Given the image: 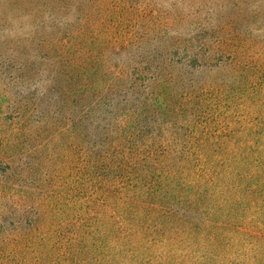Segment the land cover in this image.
I'll use <instances>...</instances> for the list:
<instances>
[{"label": "rangeland", "instance_id": "obj_1", "mask_svg": "<svg viewBox=\"0 0 264 264\" xmlns=\"http://www.w3.org/2000/svg\"><path fill=\"white\" fill-rule=\"evenodd\" d=\"M38 21L46 25L36 26ZM95 41L99 47L93 56L114 72L138 61L142 65L156 59L167 65L168 59L183 60L187 49L198 51V61L213 65L209 56L234 54L252 81H238L232 66L204 75L186 67L191 75L178 85L179 70L168 69L174 75L168 89L179 90L182 97L165 101L162 116L157 105L139 122L162 119L166 132L159 130L158 135L166 141L176 135L187 139L189 125L199 136L207 124L217 142H224L216 152L235 144L256 152L264 145V71L258 69H264V0H0V234L14 239L34 222L50 220L52 208L61 238L71 239L78 223L86 225L79 229L85 236L78 246L66 244L61 251L68 253L59 258L51 254L46 263L107 264L103 247L96 244L92 251L89 244L94 229L95 239L103 240L102 181L90 186L85 179V160H76L82 144L74 138L65 110L58 109L65 119L50 115L43 124L34 115L54 109L49 97L62 87L58 73L64 69L57 55L69 49L76 58L79 53L87 56L83 48H95ZM78 176L83 181L75 183ZM246 206L241 207L242 227L256 231L252 227L263 221L264 232V209L258 216L254 205ZM251 215L256 217L249 221ZM259 238L264 241L256 233L248 244L227 247L228 255L155 238L146 242L150 252L141 255L147 259L144 264H253ZM41 256L34 255L31 262L44 264ZM127 264L135 263L127 259Z\"/></svg>", "mask_w": 264, "mask_h": 264}, {"label": "trees", "instance_id": "obj_2", "mask_svg": "<svg viewBox=\"0 0 264 264\" xmlns=\"http://www.w3.org/2000/svg\"><path fill=\"white\" fill-rule=\"evenodd\" d=\"M35 25L43 27L46 24L38 21ZM95 43L93 49L83 48L87 56L79 53L76 58L69 49L57 55L64 69L58 73L62 87L58 86L49 97L54 109L34 114L43 124L50 115L65 119L58 109L65 110L73 126L74 138L82 144L81 149H76V160H85V179L90 186L97 179L102 181L100 192L104 211L100 229L103 240L95 239L97 229L90 231L91 250L96 251V244H100L107 264H127V259L144 264L147 259L143 260L141 254L150 252L146 242L155 238L158 242L162 239L165 244L186 241L206 251L227 254V247L248 244V238L256 233L263 236V221L256 225L258 227H252L256 231L242 227L245 217L241 207L254 205V214L258 216L264 209V155L260 156L264 145L255 152L246 145L235 144L236 147L231 148L226 144L228 149L216 152L224 142H217L207 124L199 136L198 129L189 125L187 139L180 141L176 135L166 141L158 135L159 130H165L161 128L162 119L158 123L154 119L139 122L157 105L162 116L167 106L165 101L182 97L177 94L179 90L168 89L174 76L170 73L172 69L179 70L181 76L176 77L179 85L184 76L191 75L186 67L204 75L211 73L213 68L224 72L232 66L230 70L238 81L249 78L252 81L247 67L236 63L234 54L223 51L209 56L215 65L205 64L198 61V51L187 49L183 60L168 59L166 65L153 59L144 61L143 66L138 61L131 66L125 65L123 71L114 72L107 68L105 61L93 56L92 51L99 47V42ZM113 68L117 69L115 65ZM258 69L264 71L260 66ZM81 180L78 176L74 182ZM54 211L52 208L50 220L40 224L34 222V226L30 225V229L21 231L14 239L8 240L0 234V264L26 261L34 264L31 261L36 254L43 255L44 264H51L46 263L49 255L63 257L62 252L68 253L61 251L66 244L78 246L85 236L84 232L79 233L80 228L86 225L78 223L71 239L61 238L55 228ZM72 211L70 208L68 215ZM256 215H251L249 221ZM253 264H264V241L260 238Z\"/></svg>", "mask_w": 264, "mask_h": 264}]
</instances>
